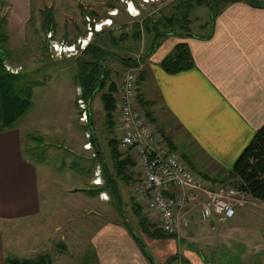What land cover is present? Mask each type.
I'll return each mask as SVG.
<instances>
[{"label":"crops","instance_id":"1","mask_svg":"<svg viewBox=\"0 0 264 264\" xmlns=\"http://www.w3.org/2000/svg\"><path fill=\"white\" fill-rule=\"evenodd\" d=\"M31 6L32 0H0V13L5 11L8 21L11 48H14L12 40L21 37L20 31L30 22ZM215 13L210 38L167 37L143 63V71L154 126L174 147L185 151V160L194 170L221 181L264 127V0L253 3L221 0ZM179 43L189 47L193 67L171 74L161 67V62ZM135 180L138 181V177ZM135 183L129 191L122 189L127 192L129 201L133 199ZM98 187L79 191L90 198L88 194L96 192ZM73 190L64 188L63 192L73 196ZM101 193L110 196L106 191ZM177 193L176 189L168 191L172 195ZM98 195L99 192L91 197L111 210L110 199H99ZM255 204L264 207L262 201L256 200ZM42 207L38 168L25 155L20 130L15 127L0 133V264H7L6 257L10 254L21 259H31L38 254V247L41 249L48 238L50 232L46 229L50 226L53 237L58 234L65 211L53 210V218L46 224L39 217ZM51 210L46 204L45 211ZM261 210L258 214H263L264 218V209ZM237 214L239 220L235 221L213 218L202 223L194 217L190 227L182 229L179 236H167L170 238L164 245L159 244L162 237L144 235V239L160 264H221L203 254L215 249L230 255L234 264H258L256 259L264 264V241L263 238L261 242L258 240L259 229L264 230V220L254 219L253 212L247 208ZM97 219L89 217L88 226L81 227L88 231L84 245L93 249L94 253H90L93 264H153L123 220L112 221L104 216L102 221ZM50 221L54 224H49ZM31 222L34 226H28ZM3 225L24 228V237H20L18 246L12 240H4ZM258 244L261 245L259 251ZM163 247L170 250L172 258H165ZM20 248H25V255L30 256L23 255ZM223 264H231V261Z\"/></svg>","mask_w":264,"mask_h":264},{"label":"rangeland","instance_id":"2","mask_svg":"<svg viewBox=\"0 0 264 264\" xmlns=\"http://www.w3.org/2000/svg\"><path fill=\"white\" fill-rule=\"evenodd\" d=\"M182 1L32 0L30 22L27 23L24 31H20L22 36L12 40L14 48L9 45V39L4 49L6 71L21 76L18 88L32 87V105L25 116L17 123L16 128L21 132L25 155L38 168L41 204H43V212L39 217L41 221L43 220L47 224L48 220L53 218V212H55L53 210L58 208L60 212L65 211L62 228L58 230V234L53 237L52 227L47 228L46 231H49L50 235L48 234V238L43 241L42 248L38 247V254L33 255L31 259L48 256L53 264H93L90 259L92 256L90 253H94L93 249L89 245H84L85 235L88 231L81 227L88 226L89 217L101 219L104 216L108 220L117 221L121 219L123 222L130 224L139 233L145 245L146 253L153 259V264L156 262L160 264L157 259L155 260V252L145 241L144 233L138 224L143 216L149 221L150 229H153V231L154 229L158 230L159 219H156L154 214L143 209L135 198H130L129 201L125 191L123 194L125 195L126 204L124 207L122 206L121 210H119V204L117 205V202L113 201L114 199L107 196L106 193L99 192L98 198L110 199L111 210L107 209L105 204L99 202V200L96 202V199L91 197L92 192L88 194L90 197L88 198L84 194L85 192L79 191L92 190L95 185L103 186L104 178L102 166L95 160L94 150L90 146L91 132L86 127L90 121L88 117L86 121H83L84 114L88 115L89 113V107L85 102H80L82 101L80 98L81 90L74 81L76 74L75 59L81 55L83 48H86L94 40L95 34L100 33L102 29L105 28L107 31L106 37H102L104 40L108 38L107 34L110 30L113 31L116 38L124 32L132 35L136 30L135 25L141 24L146 17H153L154 23L160 21L159 28L161 32L175 33L181 31L197 37L205 36L212 29L209 25L213 18L211 9L206 5H193L189 10L190 14H188L190 23L188 26L189 31H187L185 23L182 21L184 12L187 9L181 6ZM184 1L190 2V0ZM112 4H116L117 8H111L110 5ZM47 9H52L56 20L55 29L51 32L42 31L45 22L43 12ZM0 17H6L5 11L2 12V15L0 13ZM171 17H176L177 21H173L169 25L166 20ZM116 20L119 23L112 24V21L115 22ZM123 24H127L126 29L124 26L122 28ZM8 27V21L6 20L3 31L9 37ZM181 27L184 29L181 30ZM141 32L140 40H119L116 46H106V49L115 55L107 59L105 65L110 72L111 82L118 86V94L120 93L119 89L125 71H127L120 59L133 58L142 62V57H145L148 48L151 46L154 35L147 34L145 30H141ZM99 38L101 39V37ZM55 45L58 46V49L59 47H74V49L61 54L56 51ZM144 69L142 62L138 75ZM35 83L38 84L35 85ZM139 94L142 95L143 102L148 103L150 95L145 79L140 84L138 96ZM116 97L118 100L120 99V95H116ZM138 107L145 114V110L142 109L140 103ZM150 110L153 114L152 108ZM90 112L93 116L95 134L98 141L105 145L103 151L106 154L107 164L111 165L110 149L106 144L111 138H118L117 131L119 130V134L121 131L120 122L115 124L112 131L108 129L101 94H98L90 104ZM152 124L153 130L158 131L157 133L160 134L161 138L163 136L166 138L164 133L157 130L158 128L154 126L153 122ZM164 140H167V138ZM175 152L183 159L186 158V153L184 150L182 151V148L176 147ZM138 170L134 168L130 172L133 179H136V176L138 177L136 183L141 182ZM133 183L126 184L121 181L120 187L129 191L130 185ZM64 188L67 190L74 189L73 196L64 193ZM46 204L52 208L51 211H45ZM75 205H79L81 209L77 208L78 206L75 207ZM133 206L141 208L137 218ZM78 209H80V212H78ZM261 209H264V207L259 204L247 208V210L253 212L254 219H259L258 221L264 220L263 214H258L262 212ZM89 211L94 213L89 216ZM84 212L86 213L83 217ZM235 220H239L238 214L232 219V221ZM49 224L54 223L50 221ZM3 226L4 240L5 238L6 240H12L18 246L20 237H24V232L22 233L24 228L18 229L14 225L13 227ZM28 226H34L33 222ZM258 232V240L261 242L264 237V230L259 229ZM166 235L168 236V234ZM168 238L170 237H162L159 244L163 243L162 245H164ZM260 248L261 245L258 244L257 250L259 251ZM24 249H19L23 255L26 254ZM162 250L166 254L165 258L168 256L172 258L173 255H169V249L166 250L163 247ZM203 254L205 258L213 262L223 264L224 261L230 260L231 264H234V259L222 249L205 251ZM7 257H13V255L10 254ZM256 260L260 264L258 259Z\"/></svg>","mask_w":264,"mask_h":264},{"label":"trees","instance_id":"3","mask_svg":"<svg viewBox=\"0 0 264 264\" xmlns=\"http://www.w3.org/2000/svg\"><path fill=\"white\" fill-rule=\"evenodd\" d=\"M221 0H190L182 1V5L187 10L183 15V23H185V28L189 31L188 26L190 23L189 10L193 5H206L211 9L213 18L210 21L209 25H213L216 13L215 8L219 5ZM238 1V0H231ZM250 3L256 2V0H248ZM111 8H117L116 4L110 5ZM180 6V5H179ZM178 6V7H179ZM177 7V8H178ZM45 16L43 32L54 31L56 20L53 14L52 9H47L43 12ZM161 20V19H160ZM169 25L173 21H177V18H169ZM153 17L144 18L141 24H136V30L129 35L124 32L120 37L116 38L113 34V31L107 34L106 29H102L101 32H97L93 41H91L86 48L81 52V55L75 59L76 61V74L74 76V81L77 84L78 88L81 90L80 98L85 102L89 107L88 120L90 121L86 127L91 132L90 144L94 150L95 160L98 161L99 165L102 166V173L104 178V185L99 186L96 192L92 194L95 195L98 192L106 191L110 194L113 201L119 204V210L122 206L126 204L122 188L120 187V182L128 184L137 180L133 179L131 176V171L136 168V164L133 162L130 156L124 157L125 154L121 152L120 144L118 138H111L107 147L110 149L111 165L107 164L106 154L103 151L105 145H101L98 141V138L94 131V124L92 125L93 116L90 112V104L93 102L94 98L101 94V99L104 103V111L106 117L107 127L110 131L113 130L115 126V114L117 111L118 99L116 95L118 94V86L115 83L111 82L110 72L106 69L105 62L107 59L115 56L106 49V46H116L119 40H140L142 36L141 30H145L147 34H153L151 46L148 48V51L145 57H142V62L144 63L152 54H154L157 49L161 46L163 39L174 36L180 37L181 39L185 38H198L201 40H207L212 36L213 28L210 31L209 35L204 37L193 36L190 33L185 32H161L159 25L160 21L154 23ZM158 22V23H157ZM118 24L116 20L112 21V24ZM6 24V19L0 17V133H3L7 130H11L16 127L17 123L25 116L32 105L31 94L32 87H19V80L21 79L20 75L11 74L6 71L5 68V57L4 49L9 42V37L6 35V32L3 31V27ZM126 29L127 24H123L122 28ZM183 26V25H181ZM184 29L181 27V30ZM104 35V36H103ZM101 37V39L99 38ZM109 43V44H108ZM124 67L128 70H139L142 67V62L133 58L120 59ZM141 65V66H140ZM161 67L168 73L175 74L181 71L189 70L193 67V60L191 57L190 49L186 43H179L175 46L173 52L166 56L162 62ZM126 72V71H125ZM146 78L145 71H142L138 75V84L140 89V84ZM38 83H35L37 85ZM120 91V89H119ZM142 95L138 96V103L142 109L145 110V115L150 122L152 119V112L150 108L152 107L151 103H144L142 100ZM166 142L170 145L173 151L175 147L168 141ZM185 160V159H184ZM186 161V160H185ZM134 172V171H133ZM227 177L218 181V179H213L217 183H229L230 186H235L241 189L242 191L248 192L255 200L264 202V127L260 129L250 144L245 148L243 153L240 155L236 161L232 171L226 175ZM210 178L208 176H205ZM137 178V176H136ZM132 185V184H131ZM130 185V186H131ZM134 186V185H133ZM133 193V189H132ZM91 194V193H89ZM134 198V197H133ZM134 204V203H133ZM133 210L137 215L140 214L141 208H136L133 206ZM125 227L128 232H130L141 248L143 254L150 260L153 261L152 257L146 253V248L137 233L130 224L124 222ZM139 228L143 231L144 235H149L151 237H167L160 229H154L152 232L149 228V221L145 217H141L138 221ZM169 236V235H168ZM7 264H53L50 257L40 256L36 259H21L18 257H7Z\"/></svg>","mask_w":264,"mask_h":264},{"label":"built area","instance_id":"4","mask_svg":"<svg viewBox=\"0 0 264 264\" xmlns=\"http://www.w3.org/2000/svg\"><path fill=\"white\" fill-rule=\"evenodd\" d=\"M55 49L63 54L74 47L58 49L55 45ZM139 70L125 72L115 114V124L120 122V149L140 172L141 182L133 186L136 202L156 215L159 228L172 236H179L182 229L190 227L194 217L202 223L213 218L230 220L238 211L255 205L256 200L248 192L216 183L194 170L153 130V124L138 107ZM84 117L86 121L88 115ZM174 189L177 194H168Z\"/></svg>","mask_w":264,"mask_h":264}]
</instances>
